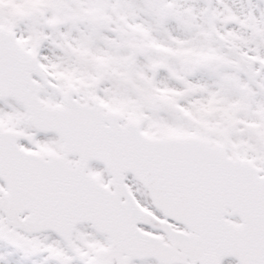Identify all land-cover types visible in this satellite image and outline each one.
I'll list each match as a JSON object with an SVG mask.
<instances>
[{
	"label": "snow or ice",
	"instance_id": "6c2138e0",
	"mask_svg": "<svg viewBox=\"0 0 264 264\" xmlns=\"http://www.w3.org/2000/svg\"><path fill=\"white\" fill-rule=\"evenodd\" d=\"M0 264H264V0H0Z\"/></svg>",
	"mask_w": 264,
	"mask_h": 264
}]
</instances>
